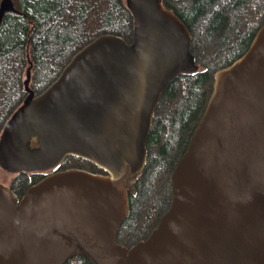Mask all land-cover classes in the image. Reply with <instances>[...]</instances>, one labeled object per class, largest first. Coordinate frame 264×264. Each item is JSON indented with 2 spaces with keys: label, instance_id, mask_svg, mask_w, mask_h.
Masks as SVG:
<instances>
[{
  "label": "water",
  "instance_id": "obj_1",
  "mask_svg": "<svg viewBox=\"0 0 264 264\" xmlns=\"http://www.w3.org/2000/svg\"><path fill=\"white\" fill-rule=\"evenodd\" d=\"M134 41L103 35L43 93L31 89L0 137L9 174L50 173L21 199L0 183V264H264V25L249 50L215 75L172 202L151 236L118 243L129 188L166 87L200 66L185 23L163 0H125ZM12 0L0 4V26ZM37 140V145L32 142ZM68 157L101 168L57 171Z\"/></svg>",
  "mask_w": 264,
  "mask_h": 264
},
{
  "label": "trees",
  "instance_id": "obj_2",
  "mask_svg": "<svg viewBox=\"0 0 264 264\" xmlns=\"http://www.w3.org/2000/svg\"><path fill=\"white\" fill-rule=\"evenodd\" d=\"M0 26V137L31 89L39 95L57 80L85 46L103 35L134 41V17L125 0H12ZM2 0H0L1 4ZM192 35L200 71L170 83L148 137L144 172L129 188L130 216L118 243L128 249L147 240L172 202L171 176L186 154L209 100L215 75L249 50L264 25V0H163ZM106 173L95 164L68 157L57 171ZM50 173H20L10 188L21 199ZM66 264H89L81 256Z\"/></svg>",
  "mask_w": 264,
  "mask_h": 264
},
{
  "label": "rangeland",
  "instance_id": "obj_3",
  "mask_svg": "<svg viewBox=\"0 0 264 264\" xmlns=\"http://www.w3.org/2000/svg\"><path fill=\"white\" fill-rule=\"evenodd\" d=\"M14 176L7 173L6 171H4L1 167H0V183L9 187L12 180H13Z\"/></svg>",
  "mask_w": 264,
  "mask_h": 264
},
{
  "label": "flooded vegetation",
  "instance_id": "obj_4",
  "mask_svg": "<svg viewBox=\"0 0 264 264\" xmlns=\"http://www.w3.org/2000/svg\"><path fill=\"white\" fill-rule=\"evenodd\" d=\"M32 145H33V146H36V145H37V140H34V141L32 142ZM11 175L15 176V175H17V174H11ZM9 188H10V186H9Z\"/></svg>",
  "mask_w": 264,
  "mask_h": 264
}]
</instances>
